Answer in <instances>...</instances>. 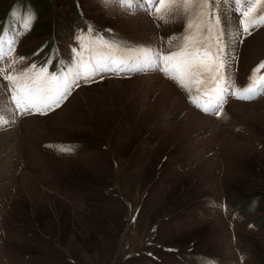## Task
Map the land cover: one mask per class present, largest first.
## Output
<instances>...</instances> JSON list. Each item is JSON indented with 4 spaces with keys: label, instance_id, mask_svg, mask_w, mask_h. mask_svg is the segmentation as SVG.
Returning <instances> with one entry per match:
<instances>
[{
    "label": "rangeland",
    "instance_id": "1",
    "mask_svg": "<svg viewBox=\"0 0 264 264\" xmlns=\"http://www.w3.org/2000/svg\"><path fill=\"white\" fill-rule=\"evenodd\" d=\"M159 2L0 0V41L17 46L0 68L16 59L17 71L35 64L69 75L81 62L175 49L201 37L189 22L214 24L186 14L185 0L157 14ZM208 2L219 13L211 43L222 33L221 74L233 91L257 81L258 94L226 95L217 115L197 106L205 96L194 102L156 63L153 71L209 128L184 130L179 108L156 100L162 89L145 80L149 69L79 78L44 113L17 111L4 79L12 68L0 75V264H264V227L251 224L264 217V69L254 75L264 63V0L248 33L241 11L258 0ZM253 197L257 209L246 213Z\"/></svg>",
    "mask_w": 264,
    "mask_h": 264
},
{
    "label": "snow or ice",
    "instance_id": "2",
    "mask_svg": "<svg viewBox=\"0 0 264 264\" xmlns=\"http://www.w3.org/2000/svg\"><path fill=\"white\" fill-rule=\"evenodd\" d=\"M131 2V0H129ZM151 3V0H146ZM214 3V0H212ZM176 0H160L155 11L157 14L166 9L173 12ZM258 3L253 4L247 10L241 11V25L245 33L249 32V28L254 26L258 21L251 20L249 17L257 10ZM199 9H203L200 11ZM208 0L202 5L191 6L189 0H185L184 11L186 14L193 16L211 17L214 24L209 22L206 26L201 24L193 25L189 22L186 27L191 31L194 27L201 34V37L188 35L183 37V43L175 49L168 48L165 52H151V50L141 49L130 55L127 60H114L110 57L103 61H98L95 65L91 63H78L75 70L69 69V75L61 73L49 74L47 67L37 69L35 64L20 71L15 69L16 59L9 60L7 68L12 71L4 75V79L10 82L11 103L20 113L40 112L44 113L53 108L59 107L60 104L70 95L73 86H78L79 78H89L101 71L119 70V71H140L149 69L153 63H156L159 70L169 74L190 94L195 93L194 102L200 96H205L206 106L197 104L205 112L219 114L222 111L223 102L226 95H236L240 99L252 98L257 93L260 84L253 80V85L248 86L243 92L233 91L229 87V82L224 79L221 69L224 68L222 59L224 54V43L222 33L215 37V45L211 43L213 39L211 33L214 26L220 24L219 13L215 8H211ZM29 21L31 16H29ZM259 22H264V15L259 17ZM205 27L207 31L205 32ZM9 49L3 48V41H0V63L5 57H11L14 52V41L8 40ZM111 48V45H106ZM119 47V46H117ZM215 49V50H214ZM79 55V53H77ZM22 60L23 58H19ZM162 65V67H161ZM114 66V68H113ZM7 68H0V75H3ZM264 69V63L255 69L254 75ZM71 76V79H70ZM264 81V76L260 77ZM207 81H211V88L203 89L201 86Z\"/></svg>",
    "mask_w": 264,
    "mask_h": 264
},
{
    "label": "bare ground",
    "instance_id": "3",
    "mask_svg": "<svg viewBox=\"0 0 264 264\" xmlns=\"http://www.w3.org/2000/svg\"><path fill=\"white\" fill-rule=\"evenodd\" d=\"M137 27V26H136ZM139 28V27H138ZM137 30H140V28ZM154 67H155V63L152 64V66L149 68V70H152L147 77L145 78V80H148L150 82L151 85L159 84V92L162 89V92L160 95H158V97L156 98V100L158 101V99H161L162 96H165L166 98L163 100L164 103L168 104H174V106H177L176 108L181 111L180 113H182V118L183 120H181L180 122L183 124L184 126V130L188 129V125H195V126H203L205 125V129L208 127L209 125H207V123L205 124L204 121L200 120V117L194 112V110H196L193 106H191L187 100L185 101V99L183 100V98L180 96V98L177 96L176 91L172 88L173 86L169 85L167 83V81H164V77H162L160 74L157 75L156 72H154ZM154 72V73H152ZM163 78V79H162ZM158 93V92H157ZM179 94V93H178ZM155 98V97H154ZM167 103L165 104L164 108H167ZM152 104V103H151ZM163 104V103H162ZM241 104V103H240ZM156 107H151V108H147L146 109V114L150 112V114L152 113V111L155 110ZM194 108V110H193ZM197 111V110H196ZM198 112V111H197ZM199 114H201L200 112H198ZM202 115V114H201ZM203 115H207V114H203ZM209 116V115H208ZM213 118V117H211ZM185 124V125H184ZM188 124V125H187ZM187 125V126H186ZM4 135H0V142L4 139ZM7 140V139H5Z\"/></svg>",
    "mask_w": 264,
    "mask_h": 264
},
{
    "label": "trees",
    "instance_id": "4",
    "mask_svg": "<svg viewBox=\"0 0 264 264\" xmlns=\"http://www.w3.org/2000/svg\"><path fill=\"white\" fill-rule=\"evenodd\" d=\"M49 1V0H48ZM79 18V16H78V13H77V11H75V13H74V15L72 16V17H70V19H72L74 22L75 21H77V19ZM51 27V26H50ZM230 204H231V206L232 207H234V208H236V209H238V210H240L239 208H238V206L233 202H230ZM257 199H256V197H253V198H251L247 203H245V209H244V211L246 212V213H249V212H253V211H255L257 208H255V207H257ZM254 205H256L255 207H254ZM247 218V217H246ZM253 220V224L255 225V226H257V227H264V217H256L255 219H252Z\"/></svg>",
    "mask_w": 264,
    "mask_h": 264
}]
</instances>
